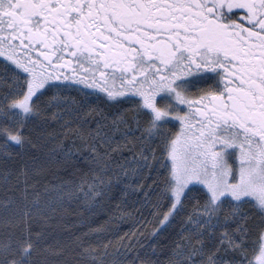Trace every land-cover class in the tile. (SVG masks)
<instances>
[{
	"label": "snow or ice",
	"instance_id": "6c2138e0",
	"mask_svg": "<svg viewBox=\"0 0 264 264\" xmlns=\"http://www.w3.org/2000/svg\"><path fill=\"white\" fill-rule=\"evenodd\" d=\"M92 124L89 142L80 130ZM77 133L88 150L60 139ZM117 134L129 151L139 142L135 167L101 156L96 141ZM57 141L49 157L95 173L74 186L90 212L143 193L138 211L155 227L141 248L152 255L168 240L169 264H264L241 210L264 232V0H0V150L10 160L14 147ZM22 174V199L0 202V264H48L62 253Z\"/></svg>",
	"mask_w": 264,
	"mask_h": 264
},
{
	"label": "trees",
	"instance_id": "16d2710c",
	"mask_svg": "<svg viewBox=\"0 0 264 264\" xmlns=\"http://www.w3.org/2000/svg\"><path fill=\"white\" fill-rule=\"evenodd\" d=\"M110 122L111 118L108 123ZM71 127L75 129L77 125L73 124ZM106 129L108 128H104L103 131ZM49 131L61 132V129L57 125L55 129H49ZM80 131L90 142L96 136V125L92 124L90 128L85 126ZM108 134L110 135L111 132ZM136 135L138 136L139 133ZM60 139H64L66 144L74 150L77 148L82 151L88 150V144L79 139V133L70 138L61 136ZM73 140L75 144L72 143ZM121 141L125 140L117 136L111 146L100 140L96 142L100 145L99 151L104 158L111 150H115L117 154L125 151L124 155L134 150L139 151L138 141H136L137 146L131 151H129L131 145L127 144L129 145L127 148V142L125 141L126 143L122 145ZM58 142H48L38 152L14 147L10 160H6L3 150H0V202L9 196H14L17 200L22 199L25 188V176L22 174V169L26 170L28 173V202H38L33 211H42L47 217L42 223H44L48 244L54 252L59 250L62 253L49 256L48 264H91L92 256L96 257L97 264H131L136 257H138L136 264H142L145 260L154 261L155 264H169L173 255L172 246L168 240L162 241L165 247L163 251L158 248L155 255H152L151 247L141 248L155 227L154 223L148 222L150 217L138 211L140 205L136 201L143 196V193L139 196L132 193L126 199H121L119 194L116 199L105 198L101 202L105 205L103 209L90 212L89 203H85L83 192L78 191V188L74 186L81 185L85 180L90 183L95 173L91 167L83 163V159L80 163L70 167L55 162V157H49V150L55 148ZM121 146L125 150H119ZM33 157H36L35 162H33ZM105 159H109V156ZM6 173L8 174L7 179H5ZM155 175L156 173L153 172V176ZM65 183L68 187H59ZM151 183V180L147 181L146 189ZM249 209L250 206H242L241 210L249 217L250 231L246 241L251 250L253 247L258 248L263 232L253 227L260 217ZM140 221H144L143 226L140 225ZM97 229L101 230L97 232ZM4 232L5 228L0 224V235ZM171 239L174 240L175 237ZM85 248L94 251L91 255H85L83 251Z\"/></svg>",
	"mask_w": 264,
	"mask_h": 264
},
{
	"label": "rangeland",
	"instance_id": "374dc122",
	"mask_svg": "<svg viewBox=\"0 0 264 264\" xmlns=\"http://www.w3.org/2000/svg\"><path fill=\"white\" fill-rule=\"evenodd\" d=\"M75 93L73 92V93H69V95H74ZM177 127H179L178 125H177ZM104 132H107V133H109L110 132V130L109 129H106V131H102V133H101V135H103L104 134ZM95 135H96V131H95ZM94 135V136H95ZM121 137L119 134H117L116 135V137ZM120 143V142H119ZM119 143H117V144H119ZM124 143H126L125 141L124 142H122L121 141V144L122 145H124ZM116 144V145H117ZM126 145H127V143H126ZM128 146L129 145H127V148H128ZM125 150L124 148H123V146H121V148H119V150ZM139 150H140V148H139ZM125 151H121L119 154H117V152L115 151V150H111L110 152H108L106 155H105V158H107L108 156H109V158L111 159V166L112 167H115V166H117L118 164H123L125 167H129V166H131V167H135V165L132 163V161H131V157H132V155L133 154H135V153H138L139 151H131L130 153H128V154H123ZM149 156H150V153H149ZM157 167H158V165H157ZM85 203L86 204H88L89 203V201L85 198ZM261 244H264V232H263V234L261 235V239H260V245ZM259 245V246H260ZM258 246V247H259Z\"/></svg>",
	"mask_w": 264,
	"mask_h": 264
},
{
	"label": "flooded vegetation",
	"instance_id": "af4514ba",
	"mask_svg": "<svg viewBox=\"0 0 264 264\" xmlns=\"http://www.w3.org/2000/svg\"><path fill=\"white\" fill-rule=\"evenodd\" d=\"M237 15L238 16H242L243 15V13L242 12H238L237 13ZM34 57L37 55V53H31ZM61 71V74L62 75H71V69H61L60 70ZM77 74H79V73H77ZM192 99H195L196 97H191ZM193 123H194V121H193Z\"/></svg>",
	"mask_w": 264,
	"mask_h": 264
}]
</instances>
